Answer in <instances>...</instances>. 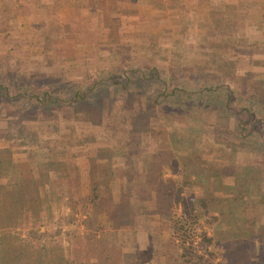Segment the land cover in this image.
Wrapping results in <instances>:
<instances>
[{
    "label": "rangeland",
    "instance_id": "1",
    "mask_svg": "<svg viewBox=\"0 0 264 264\" xmlns=\"http://www.w3.org/2000/svg\"><path fill=\"white\" fill-rule=\"evenodd\" d=\"M94 1L89 0V5L99 10L103 19L93 35L82 36L81 26L67 24L60 29L70 43L44 44L37 49L35 36L21 32L19 27L6 26L2 17L11 8H5L0 16V68L16 73L22 68L30 69L45 83L56 77L71 80L89 75L90 79L84 78L86 83L108 65H126L142 61L148 55L158 62L166 76L177 77L179 83L190 89L200 87L203 79L214 85L222 83V88L228 84L234 90L228 105L240 109L243 99L253 93V100L246 104L252 105L255 115L263 110L264 0H157L152 3L147 0L153 8L140 14L139 19L129 9L115 8L114 2L141 0H104L103 7L97 1L93 4ZM107 15L113 24L106 23ZM0 81L10 84L1 77ZM154 88L134 82L131 94L118 90L119 87L114 92L113 87L106 86V90L88 95L75 104L49 108H40L29 99L3 105L1 98L0 185L20 182L23 185L20 192L23 190L22 196L27 202L20 203L22 211L13 217L15 227L11 231L15 235L28 239L38 238L40 233H53L44 240L61 239L63 248L67 249L65 253L75 261L84 262L89 258L94 263L100 253H107L110 260L119 264H182L175 260L179 255L174 253L172 245L174 239L177 243L179 240L171 226L162 223L155 213L160 211L156 208L161 206L159 201L164 196H155L152 181L140 191L142 198L149 196L152 201L148 206L142 205L148 209V217L139 215L130 219L132 214L127 205L120 203L131 191L130 182L135 181V176H128L130 161L134 160L136 175L150 165L166 169V178L189 150L191 154L201 151L209 165L229 174L230 169L224 166L229 163L226 158L244 163L248 153L245 143L236 138L240 118L236 120L230 113L218 116L210 109L196 120L193 112L196 99L184 95L182 99L171 100L166 107L169 112L164 114L149 102ZM196 98L205 102L213 96ZM257 133H264V126L259 125ZM191 139L196 140V149ZM153 153L156 154L154 162L150 156ZM101 167H109L113 172L106 199L110 197L120 204L116 207L115 222L112 225L109 222L108 228L93 231L91 235L87 234L90 229H85L80 221L72 227L64 217L72 213L80 220L84 209L81 200L90 194L94 173L102 176ZM224 180L225 184H231L229 188L235 189L231 178L224 177ZM27 181L38 185L37 216L34 209H29L31 192ZM243 181L238 179V187ZM200 185L207 187L206 183ZM212 187L215 196H222L225 191L223 185L212 183ZM248 188L251 192H261L257 187ZM8 189L6 185L0 188V202L4 195H14ZM149 190L151 194L147 193ZM203 194L206 192L200 188H186L182 192L187 199ZM256 210L247 209V216L256 215ZM212 213L193 222L190 238L184 235L186 245L191 242L194 250L212 251L216 264H264V244L259 248L242 231H238L239 238L232 243L227 233L232 226L228 215L213 220L211 216L218 212ZM37 219L38 232L32 228ZM259 225L264 226L263 216ZM70 232L72 236L68 235ZM204 232L214 236L212 245L207 246L203 241Z\"/></svg>",
    "mask_w": 264,
    "mask_h": 264
},
{
    "label": "trees",
    "instance_id": "2",
    "mask_svg": "<svg viewBox=\"0 0 264 264\" xmlns=\"http://www.w3.org/2000/svg\"><path fill=\"white\" fill-rule=\"evenodd\" d=\"M95 1H97L99 6L103 7L104 0ZM95 1L93 4H95ZM149 1L151 3L158 2L157 0ZM107 16H105L106 23L109 24L110 22L113 24L112 18L109 16L107 18ZM143 59L142 61H133L126 65L120 63L108 65L104 70L97 72L91 81L89 80L86 83L84 82V78L90 79L89 75L71 80L56 77L54 80L49 79L50 81L45 83L44 80L36 78L30 72V69L22 68L16 73L12 70L0 68V77L10 82L7 85L0 81V100L1 98L4 99L2 101L3 105L9 102L12 104L13 100L29 99L30 101L37 102L40 108L69 106L80 100H85L88 95L106 90V86L113 87L114 92L119 87L120 89L118 90H127L133 94V91H130L131 85L134 82H139L155 87L154 92L149 94L148 98L151 99L149 102L154 107H159V110L164 112V114H168L169 109L166 110V107L170 106L168 103L171 100L182 99L185 96L189 99H196L193 111L197 115L196 120H200L203 112L210 109L217 112L218 116H226L230 113L237 118L236 120L240 118L236 125V129L239 130L237 133L238 137L236 138L238 141L245 143V152L248 153V160L244 163H238L237 161L234 162V159L231 157L226 158L229 163L224 166L225 168L228 167L231 173H223L222 168L209 165L203 159L200 150V154L196 151L191 154L189 150L185 157L182 158L181 163V159L179 158V161L175 162L176 167L172 169V175L179 174L181 178H174L172 175L165 178L166 169L160 166L150 167V165L147 168L145 167L144 170L139 168L142 172L136 175L132 165L133 160L130 161V166L128 167V176H135V181L132 180L133 182H130L133 185H129L131 191L127 194L125 202L121 199L120 203L127 205L132 214L130 219L136 218L139 215H142L144 218L148 217L150 213L142 205L146 203V206H148L152 201L149 196L148 199L142 198L143 195L140 191L148 185L149 181H152L155 196H164L159 201L161 206L155 207L160 211L158 213L155 211V213L161 217L159 220L162 223L165 222V224L171 226L174 235L177 237L176 239L179 240L177 243L174 239L172 245L175 247L174 253L179 255L175 260L177 262L180 260L182 264H216L213 261L214 255L212 251H207L206 249L205 252L194 250L193 244L190 242L186 245L187 239L184 238V235L190 238L193 222L200 221V218L206 216L210 211L214 213L216 210L218 212V215L211 216L213 220L220 217L224 218L225 214L228 215L232 226L228 228L230 232L227 233L232 238V243H234L233 240L239 238L238 231H242L253 244H258L260 248L264 244V226L259 225L262 216L264 218V133H257V128L259 125L264 126V108L255 115L252 112V105L248 106L246 104L253 100V93H250V95H247L243 99V107L240 109L231 107L228 104L231 103L234 90L230 89L228 84L225 88H222V83L214 85L207 79H203L200 87L190 89L184 83H179L177 77L166 76L167 74H164V71L158 66V62L154 58L145 55ZM206 94L212 95L213 99L210 100L209 98L203 102L201 98H196L198 95L205 96ZM139 95L145 96L143 93ZM220 96H226L227 98L219 99ZM95 106L98 109L97 105ZM181 108L187 109L188 107L181 106ZM184 109H182L183 112L185 111ZM244 115L245 119L242 120L241 116ZM182 131L184 132L185 130ZM190 142L193 149H196V140L191 139ZM154 155L156 154L150 155L153 162ZM109 170V167H101L99 169V172L102 174L101 177L94 173L90 180V194L81 200L84 208L82 211L83 215L78 220L74 214H67L64 217L67 220V224H70L72 227L78 226V221H80L85 229H90L87 231V234L92 235L93 231L105 230V228H108L109 222L111 225L115 222L116 207L120 203L110 197L106 199L105 195L110 194L112 182L110 180L113 174ZM224 177L231 178L235 187L234 190L229 188L231 184L227 185L223 182L225 181ZM240 178H243L244 184L238 187L237 181ZM202 183H206L207 187H201L200 184ZM212 183L214 185H223V191H225L222 196L214 195ZM4 184L10 188L8 191H11L12 195H14H4L0 202V264H119L114 260H110L111 258L107 253H100L97 261L94 263L89 258H85L84 262L71 260L65 253L67 249L63 248L61 239L49 238L44 240V238H47L46 236H53V233H40V237L33 238L31 236L28 239L21 237L19 234L18 236L15 235L11 231V228L15 227L13 225V217L22 211L23 206L20 207V203L26 202L22 196L23 190L20 192L23 185L17 181H8ZM27 184L30 186L31 192L29 209H34L37 216L40 206L38 185L35 181H27ZM5 185H0V188ZM248 187H257L261 189V192H251ZM186 188H200L206 194H203L201 197L195 196L187 199L182 196V192ZM227 189H230V192ZM147 193L151 194V190ZM228 206L229 208L226 209ZM247 209H257L256 215L248 217ZM189 220L191 223H189ZM234 225L237 226V229L233 228ZM38 227L39 221L37 219L36 222L33 221L32 228H35L36 232H38ZM74 234L79 236V233ZM68 235L72 236L71 232ZM201 236L207 246L212 245L214 236L209 237L205 232ZM42 240L44 241L42 242Z\"/></svg>",
    "mask_w": 264,
    "mask_h": 264
},
{
    "label": "crops",
    "instance_id": "3",
    "mask_svg": "<svg viewBox=\"0 0 264 264\" xmlns=\"http://www.w3.org/2000/svg\"><path fill=\"white\" fill-rule=\"evenodd\" d=\"M114 4L115 8L135 12L138 19L142 16L140 14L153 8L147 0L116 1ZM8 7L11 9L2 17L6 26L9 29L19 27L21 32L35 36L36 49L44 44L59 46L66 41L70 43L60 26L78 25L84 29L82 36L85 33L93 35L103 19L101 12L89 5V0H0V16Z\"/></svg>",
    "mask_w": 264,
    "mask_h": 264
}]
</instances>
